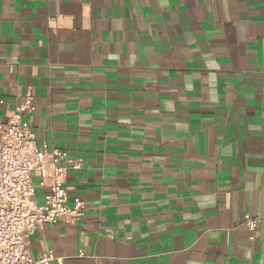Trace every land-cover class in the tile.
I'll use <instances>...</instances> for the list:
<instances>
[{
    "label": "crops",
    "instance_id": "crops-1",
    "mask_svg": "<svg viewBox=\"0 0 264 264\" xmlns=\"http://www.w3.org/2000/svg\"><path fill=\"white\" fill-rule=\"evenodd\" d=\"M28 90L86 204L33 257L264 264V0H0V117Z\"/></svg>",
    "mask_w": 264,
    "mask_h": 264
},
{
    "label": "built area",
    "instance_id": "built-area-1",
    "mask_svg": "<svg viewBox=\"0 0 264 264\" xmlns=\"http://www.w3.org/2000/svg\"><path fill=\"white\" fill-rule=\"evenodd\" d=\"M33 99L28 90L16 110L0 117V264H50L52 252L30 254V236L46 224H77L86 210L80 198L70 204L66 186L69 171L81 169L82 159L38 143L30 119ZM38 188L46 191L42 203L35 199ZM262 220L246 215L245 224L255 231Z\"/></svg>",
    "mask_w": 264,
    "mask_h": 264
}]
</instances>
